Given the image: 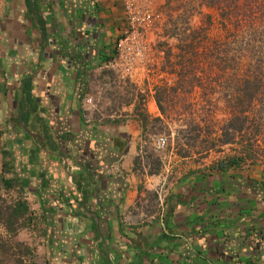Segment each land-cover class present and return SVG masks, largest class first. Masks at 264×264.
I'll list each match as a JSON object with an SVG mask.
<instances>
[{"label": "crops", "instance_id": "obj_1", "mask_svg": "<svg viewBox=\"0 0 264 264\" xmlns=\"http://www.w3.org/2000/svg\"><path fill=\"white\" fill-rule=\"evenodd\" d=\"M122 25L118 0H0V178L18 195L11 209L17 221L26 218L17 237L32 246V264H264V164L244 158L245 146L169 155L170 190L164 209L156 208L162 172L146 119L173 121L163 96L185 94L182 84L153 93L139 68L129 82L141 99H109L103 121L86 124L82 98L109 84L96 64ZM216 41L210 73L217 71ZM195 49L184 59L199 62ZM220 53L226 59L232 51ZM199 108L192 126L201 132L192 129L218 141L226 110L217 122ZM232 156L241 161L218 166Z\"/></svg>", "mask_w": 264, "mask_h": 264}, {"label": "rangeland", "instance_id": "obj_2", "mask_svg": "<svg viewBox=\"0 0 264 264\" xmlns=\"http://www.w3.org/2000/svg\"><path fill=\"white\" fill-rule=\"evenodd\" d=\"M240 5L238 12L241 14L252 13L257 22V35H258V45L260 47L261 53L264 55V7H261L263 3L258 0H219L213 2V0H154L155 6L157 7L158 13H160V24L157 30L151 35L157 43V48L161 52L153 51L150 55L152 60L146 61L144 65V73L141 81L146 83L152 92L157 90L158 87H161L164 83L169 85L182 86L188 91L185 94H172L170 93L169 98L163 96V105L165 106L166 113L173 116L175 119L169 123H163L160 120H155V117L147 118L146 124L148 125V130L151 134H164L168 138L170 143L173 141L174 146H178L183 149L185 152V157H198L204 153L203 147L205 146V135L203 134L201 138H198L197 141L194 139V131H190L192 127V121L195 119L196 114L200 110V106H204L206 109L212 111L214 120L218 122L219 116L224 120V111L226 110L227 104L225 100L221 97V93L226 91L220 87V90H217L214 93L202 94V91L192 90V87L197 86V83L207 85L209 84L210 73V63H209V54H210V45H213L212 42L218 44L220 49L223 47V41L228 39V33L230 31L237 32L240 30L238 35L239 43H243L246 38L247 30H243V25L238 24V29L233 25L229 24L227 20L223 17H231L230 11L233 8L232 4ZM251 4V5H250ZM225 12V14L223 13ZM226 21H224V20ZM254 20V19H253ZM187 29V30H185ZM201 31V36L195 40H189L190 37L186 36L187 32L192 31ZM182 31H185V34H181ZM188 32V35H189ZM200 37H202L200 39ZM199 39V40H198ZM189 44H195V50L202 55L199 62H193L192 58L189 56V60L185 63L190 69L188 76L185 78L186 81L181 82L180 71L181 66L177 65V56L183 53L182 48ZM237 43L231 44V51L237 48ZM224 51L221 50L222 54ZM196 61V60H195ZM200 70L205 71V73H199ZM196 74V75H195ZM201 78V81H196L195 77ZM102 84L100 94L97 96L99 104L102 106V110H106L104 104L107 100L113 99L116 103L127 102L128 98L135 97L137 100L141 99L142 92L133 88V85L129 82L128 79H122L119 77H114L111 83L104 85ZM167 85V84H166ZM200 84H198V87ZM191 88V89H189ZM201 90V89H200ZM158 91V90H157ZM198 91V92H197ZM160 94V90L158 91ZM169 95V94H168ZM2 95L0 92V108ZM199 101L196 104V101ZM259 105V104H258ZM220 106V108H219ZM139 114L143 113L142 102H139L136 105ZM220 109V110H219ZM142 116V115H141ZM1 111H0V135L2 134L1 130ZM145 119V118H144ZM213 120V121H214ZM260 126V133L257 136L256 145L252 150H244V158L250 162H259L264 164V111L261 113V119L258 121ZM248 131L244 130L236 135L233 139L238 147H247V138ZM191 137V138H189ZM209 142H214L216 145L213 150H219L222 146L218 144L217 141L208 138ZM188 143V144H187ZM199 153V155L197 154ZM156 171L160 169V162H154ZM3 179L0 178V222H5L7 213L10 211L11 205L14 201L18 200V195L16 191L10 189L3 185ZM24 221H17L14 219L12 229L8 228L9 237L3 238L0 235V239L3 241L9 242L11 245L10 252V262L3 260V264H27L33 262V252L30 245L24 244L17 237V229ZM0 231L2 229L0 228ZM25 247H28V250L24 251ZM8 258L9 256L6 255ZM0 264L1 263V253H0Z\"/></svg>", "mask_w": 264, "mask_h": 264}, {"label": "trees", "instance_id": "obj_3", "mask_svg": "<svg viewBox=\"0 0 264 264\" xmlns=\"http://www.w3.org/2000/svg\"><path fill=\"white\" fill-rule=\"evenodd\" d=\"M217 1L219 0H213V2ZM230 4L233 6L230 11L231 18L234 19L233 23H235L233 26L237 28L238 24L243 25L242 29L247 30V33H245L246 38L243 43L238 44L237 48L233 49L232 54H230L226 59L220 57L219 51L221 50L220 47L216 45L214 47V64L217 67V71L209 76V84L204 86V84L197 83V86L200 84V88L203 89V95L206 93H213L220 87L226 91V93H221V97L225 100L227 107L226 121L220 127L221 133L219 139H217L218 144L224 145L233 143V139L236 135H239V133L243 130H249V132H247V147H244L243 150L246 151L247 148H249L250 151L256 145L257 136L261 132L258 121L261 119V113L264 111V55L261 53L262 51H260V47L258 45L259 38L257 35V23H255V20L258 19L257 16L255 18L252 16V13L241 14L238 12V9L240 8L239 5L235 3L233 4V2ZM261 7H264V3L261 5ZM229 18L230 17H227V19ZM188 32L186 36L190 37V40H195L202 34L199 29L197 31L189 32V35ZM239 33L240 30H237V32L230 31L228 33V37L230 39L228 40L229 43L222 48L224 52L228 53L231 51V44H236ZM181 34H185V31H182ZM201 38L202 37H200V39ZM194 48L195 46H192L191 44L184 46L182 48L183 53L179 55L178 65L181 66L180 78H182L181 82L183 83L186 81L185 78L188 76L189 72V68L187 67V64H185L189 60V56L184 59V54H186V52H191V50ZM195 80L199 82L201 81V78L197 76V79L195 77ZM168 87H165L163 92L164 90L168 89ZM155 100L159 109L161 112H163L164 108L157 94L155 95ZM254 102L259 103L256 111L250 109L252 103ZM155 120L160 119L155 118ZM192 128L198 132H201V128L198 126V124H193V126L190 128V130L193 132L194 130ZM205 132H207V129H205ZM201 136L202 135L199 133L195 134V141H197L198 138H201ZM203 141H205V146L203 147L202 151L205 154L210 150H213L214 146L216 145L214 142H209L208 137H205ZM174 142H176L175 139ZM176 154L179 156H186L183 149L179 148L178 146H176ZM239 161H241L239 157L232 156L226 160L219 161L218 166L220 167L223 165L237 164ZM3 184L6 186H11V182L9 180H3ZM6 209L8 210L9 208ZM7 210L5 211L7 213V217L4 223L6 224L7 228L13 230L12 226L15 219L14 217L16 216V210ZM10 248L11 245L9 242L0 239L2 264L4 263L3 260L10 262ZM25 250L27 251L28 247H25L24 251ZM6 255L9 257L7 258Z\"/></svg>", "mask_w": 264, "mask_h": 264}, {"label": "built area", "instance_id": "obj_4", "mask_svg": "<svg viewBox=\"0 0 264 264\" xmlns=\"http://www.w3.org/2000/svg\"><path fill=\"white\" fill-rule=\"evenodd\" d=\"M118 2L123 12L122 28L112 45L111 53L106 57L100 58L96 64L97 67L108 73L109 79L107 83H111L114 77L133 80L137 69L142 68L144 70L145 62L152 60L150 54L153 51L161 52L157 48L155 39L152 38L150 40L148 36L154 33L160 24V13L157 11L154 0H118ZM101 87L95 89L91 95L88 94L82 98L81 108L84 113L83 118L88 125L94 123L97 125L104 119V111L97 97L100 94ZM151 144L160 159L158 173L162 172V178L156 184L153 195L157 210L162 211L170 190L169 178L172 175V162H167L166 159L169 155H172L174 152L176 153V149L170 148L168 150V138L166 135L160 133L151 134ZM25 220L26 218H24ZM19 221L22 220L20 219ZM30 224V229L34 230L33 221H30ZM0 228L2 229L0 235L3 238L10 236L4 222H0ZM18 231L19 228L17 229V233ZM24 244L26 243L24 242Z\"/></svg>", "mask_w": 264, "mask_h": 264}]
</instances>
